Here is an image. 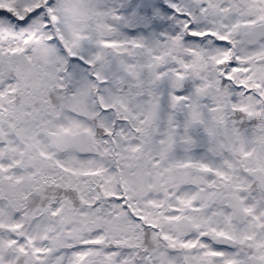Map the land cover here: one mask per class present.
I'll list each match as a JSON object with an SVG mask.
<instances>
[{
	"label": "snow or ice",
	"instance_id": "snow-or-ice-1",
	"mask_svg": "<svg viewBox=\"0 0 264 264\" xmlns=\"http://www.w3.org/2000/svg\"><path fill=\"white\" fill-rule=\"evenodd\" d=\"M0 264H264V0H0Z\"/></svg>",
	"mask_w": 264,
	"mask_h": 264
}]
</instances>
